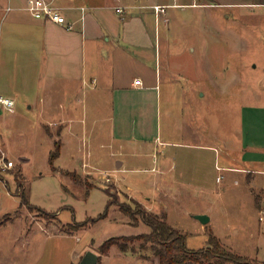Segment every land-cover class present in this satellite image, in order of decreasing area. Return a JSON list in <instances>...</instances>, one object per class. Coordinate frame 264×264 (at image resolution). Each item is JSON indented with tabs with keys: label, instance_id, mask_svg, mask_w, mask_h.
I'll list each match as a JSON object with an SVG mask.
<instances>
[{
	"label": "rangeland",
	"instance_id": "1",
	"mask_svg": "<svg viewBox=\"0 0 264 264\" xmlns=\"http://www.w3.org/2000/svg\"><path fill=\"white\" fill-rule=\"evenodd\" d=\"M208 2L210 7L168 8L161 15V83L145 85L156 86L147 92L150 102L141 114L133 106L127 123L138 136L145 134L148 149L109 159V151L112 147L117 150L118 142L111 140L112 124L107 117L114 113V105L111 91H103V85H96L95 90H90L93 85L83 86L90 101L98 97L107 103L97 107L89 102L84 113L89 128L83 136V147L96 151L101 160L90 161L98 167L93 171L95 177L77 174L82 184H74L66 172L61 176L51 169L50 153L58 140V128L50 132L53 141L37 124L36 117L28 114L31 112H27V106L19 113L7 110L0 116L6 156L17 164L6 169L4 162L9 160L3 159L0 152V264H80L88 251L100 255L99 247L109 238L151 232L148 225L126 216L116 204L110 207L107 218L77 230L75 222L104 213L111 196L118 204L134 207L132 201H136L147 211L166 216L170 227L186 235L190 250L208 248L212 231L226 249L264 264V217L254 203L261 191L251 189L253 198L246 189L247 180L235 179L233 172L223 170L227 166L225 146L241 140L250 116L264 109V8L235 5L252 0ZM227 3L230 5H222ZM148 19L154 39V14ZM148 64L155 68L154 63ZM169 67L176 76L174 82L169 81ZM75 92H68L69 97ZM94 118L103 121L95 126L93 135ZM76 132L81 138L80 125ZM72 139L73 146H65L57 165L80 172L82 162L76 155L74 161L71 158L73 152L80 157V139ZM193 145L202 146L198 149ZM208 146L213 147L212 151L204 149ZM117 161L124 162L125 171L119 174L122 182L116 183L108 179L114 178L111 170ZM18 165L23 166L29 200L51 215L20 206L15 179ZM159 165L181 183L172 187L181 189L175 200L159 196L157 187L149 183L156 174L147 170ZM182 174L184 179H179ZM203 174L208 177L205 179ZM87 186L98 188L85 196ZM200 215H207L210 221L203 224L197 218ZM134 244L137 253L126 254L115 247L107 257L101 256V263L159 264L150 245L143 250L141 241Z\"/></svg>",
	"mask_w": 264,
	"mask_h": 264
},
{
	"label": "crops",
	"instance_id": "2",
	"mask_svg": "<svg viewBox=\"0 0 264 264\" xmlns=\"http://www.w3.org/2000/svg\"><path fill=\"white\" fill-rule=\"evenodd\" d=\"M27 1L0 0V96L15 101L13 108L0 106V116L7 110H15L19 113L23 106H27V112H31L28 114L36 117L37 124L42 125L51 140L53 139L50 132L58 128V140H53L54 149L56 142L61 143L60 155L54 163L56 173L61 176L66 175L68 178L70 176L66 173L71 172L95 177L93 171H97L98 167L90 161L97 162L101 159L98 158L96 151L91 148L85 150L83 147V136L89 128L88 115L85 118L84 113L88 110L89 102L97 107L104 106L107 102L98 97L90 101L88 92L87 90L86 93L84 92L83 86L93 85L90 90H95L96 85H103L101 86L103 91H111L110 100L114 105V113L107 117V122L112 124L109 127L111 140L118 142L117 150L112 147L109 151V159L127 153L135 155L132 153L139 152L141 148L148 149L145 134L138 136L136 131L129 129L127 123L130 121L129 111L133 106L141 114L140 111L142 109L144 111L150 102L147 92L156 86L145 85H160L159 76L163 67L160 63L158 40L161 36L158 31L159 22L152 7L160 5L169 6L168 8L195 6L205 8L210 7L211 4L208 2L210 0H57L58 5L64 8L63 13L68 22L74 25L73 30L34 19L26 10ZM222 5H230V3ZM235 5L264 8V0H252ZM8 8H11V11L8 12ZM82 8L86 10L84 21L80 20ZM117 8H122L124 12L117 13ZM150 14L155 16L154 39L149 33V28L152 26L148 19ZM165 22L170 21L165 20ZM148 62L154 63L155 68L152 69ZM166 72L169 81L174 82L176 76L172 73V68H167ZM137 78L141 80L142 87L135 85ZM74 90H76L75 94L69 97L68 92ZM94 95L97 96V93ZM132 96L137 97L135 99ZM116 109L119 111L118 115ZM77 112L81 114L75 118L73 115ZM257 112L261 114L250 116L243 135L241 134V140H237L236 143L230 142L225 146L224 162L227 166L223 167V170L233 172L235 179L247 180L249 185L246 184V189L253 198L254 192L251 189L261 191L263 211L260 213L264 217V109ZM100 121L103 119L92 120L93 135L96 132L95 126ZM79 125L81 138L76 132V126ZM70 138L80 139L77 141L80 157L74 152L71 155L73 161L76 155L82 162L80 172L76 168L57 165L65 146L67 145L68 148L73 146V139L69 140ZM158 143L163 144V142ZM200 146L202 145H193L198 149H201ZM212 148V146L204 147L210 151ZM0 152L7 158L1 133ZM18 166L22 168L24 176L23 166ZM111 171L114 178H109L108 181L122 182L119 174L125 171L124 162L117 161L116 168ZM148 171L156 174L149 183L151 187H157L156 192L159 196H168L173 200L180 196L181 189L175 190L172 187L181 183L166 170L164 165ZM63 172H66L65 175L62 174ZM169 176L172 179H169ZM203 177L206 179L208 174H203ZM179 179H184V174L180 175ZM73 183L77 184L74 181ZM97 188L86 189L85 196ZM99 189H102L101 186ZM67 190L70 192V189ZM186 191L184 190L185 193ZM190 191L188 190L189 193ZM141 195L144 197V191ZM145 198L150 199L147 196ZM110 200L112 196L109 197L108 202Z\"/></svg>",
	"mask_w": 264,
	"mask_h": 264
},
{
	"label": "trees",
	"instance_id": "3",
	"mask_svg": "<svg viewBox=\"0 0 264 264\" xmlns=\"http://www.w3.org/2000/svg\"><path fill=\"white\" fill-rule=\"evenodd\" d=\"M61 143H55V149L50 154V166L53 171H56L55 161L60 155ZM15 179L17 182V195H20L21 207H27L28 210L37 211L46 215H51L42 208L31 204L29 196L26 192V185L23 181L22 168L16 171ZM72 177V180L77 184H82L81 178L76 172L67 173ZM92 187L87 186L90 190ZM255 206L259 211L262 208V195H256ZM116 204L120 211L129 216L130 218H138L139 221L145 223L151 228L149 234H142L137 237H112L103 242L99 247V263L102 264L101 256L108 255L110 249L116 246L123 253H137L135 242L141 241V249H145L148 245L152 249L154 255L159 259V264H260L254 261H249L242 256L226 249L221 240L211 231L209 236V247L206 249L190 250L186 243L187 237L181 231L173 229L167 223L166 216H159L151 213L143 208L141 204L132 201V205L118 204L114 200H110L107 204L106 211L95 218H88L86 221L78 223L75 222L77 230L94 225L96 222L108 217L109 209L112 205ZM57 214V213H56ZM3 223H0L2 226Z\"/></svg>",
	"mask_w": 264,
	"mask_h": 264
},
{
	"label": "built area",
	"instance_id": "4",
	"mask_svg": "<svg viewBox=\"0 0 264 264\" xmlns=\"http://www.w3.org/2000/svg\"><path fill=\"white\" fill-rule=\"evenodd\" d=\"M169 6H153L154 13L156 15V20L159 22L161 15L166 13V9ZM26 10L30 13V15L37 20H42L50 23L57 24L59 26L64 27L67 30H73L74 25L68 22L67 18L64 15V8L59 6L57 0H28L26 4ZM7 11H11V8H8ZM117 13L122 14L124 10L122 8H117ZM86 10L82 8V16L81 21H84ZM141 80L136 79L135 85L140 86ZM0 106L6 108H13L15 106V101L6 97L0 96ZM3 159H5V155L3 154ZM2 159V160H3ZM4 167L6 169H12L14 167V163L12 161L4 162ZM218 170H221L218 167ZM220 180V178H218Z\"/></svg>",
	"mask_w": 264,
	"mask_h": 264
},
{
	"label": "water",
	"instance_id": "5",
	"mask_svg": "<svg viewBox=\"0 0 264 264\" xmlns=\"http://www.w3.org/2000/svg\"><path fill=\"white\" fill-rule=\"evenodd\" d=\"M197 218L200 219L203 224H207L210 221L207 215H200ZM98 263H99V255L93 251H88L80 262V264H98Z\"/></svg>",
	"mask_w": 264,
	"mask_h": 264
}]
</instances>
